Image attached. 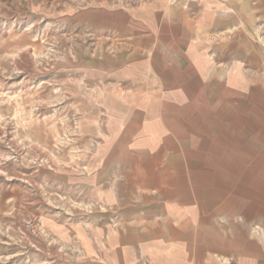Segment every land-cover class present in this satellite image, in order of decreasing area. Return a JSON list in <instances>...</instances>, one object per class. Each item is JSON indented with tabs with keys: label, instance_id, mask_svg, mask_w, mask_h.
Listing matches in <instances>:
<instances>
[{
	"label": "crops",
	"instance_id": "0c3cea01",
	"mask_svg": "<svg viewBox=\"0 0 264 264\" xmlns=\"http://www.w3.org/2000/svg\"><path fill=\"white\" fill-rule=\"evenodd\" d=\"M82 3L81 264H264V0Z\"/></svg>",
	"mask_w": 264,
	"mask_h": 264
},
{
	"label": "rangeland",
	"instance_id": "374dc122",
	"mask_svg": "<svg viewBox=\"0 0 264 264\" xmlns=\"http://www.w3.org/2000/svg\"><path fill=\"white\" fill-rule=\"evenodd\" d=\"M73 5L0 0V264H81L66 230L82 218L83 191L67 184L89 148L77 133L83 114L115 106L82 64L97 29L66 14Z\"/></svg>",
	"mask_w": 264,
	"mask_h": 264
},
{
	"label": "built area",
	"instance_id": "2783aa9c",
	"mask_svg": "<svg viewBox=\"0 0 264 264\" xmlns=\"http://www.w3.org/2000/svg\"><path fill=\"white\" fill-rule=\"evenodd\" d=\"M168 1H170V2H174L175 0H168Z\"/></svg>",
	"mask_w": 264,
	"mask_h": 264
}]
</instances>
